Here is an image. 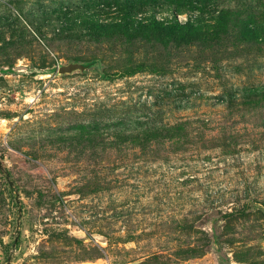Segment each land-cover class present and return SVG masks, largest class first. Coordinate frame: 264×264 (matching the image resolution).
<instances>
[{
    "label": "rangeland",
    "instance_id": "374dc122",
    "mask_svg": "<svg viewBox=\"0 0 264 264\" xmlns=\"http://www.w3.org/2000/svg\"><path fill=\"white\" fill-rule=\"evenodd\" d=\"M0 264H264V0H0Z\"/></svg>",
    "mask_w": 264,
    "mask_h": 264
},
{
    "label": "water",
    "instance_id": "95a60500",
    "mask_svg": "<svg viewBox=\"0 0 264 264\" xmlns=\"http://www.w3.org/2000/svg\"><path fill=\"white\" fill-rule=\"evenodd\" d=\"M85 69H86L85 65L81 63H77V62H73V63L71 62L66 65L59 66L57 68V74L58 75H68L76 71L83 72Z\"/></svg>",
    "mask_w": 264,
    "mask_h": 264
}]
</instances>
